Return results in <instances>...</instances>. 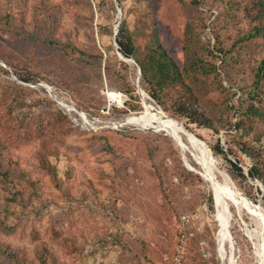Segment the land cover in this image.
Instances as JSON below:
<instances>
[{
    "label": "rangeland",
    "instance_id": "1",
    "mask_svg": "<svg viewBox=\"0 0 264 264\" xmlns=\"http://www.w3.org/2000/svg\"><path fill=\"white\" fill-rule=\"evenodd\" d=\"M122 22L137 57L159 40L192 92L153 98L118 54ZM0 59V264H173L182 226L185 264H224L219 203L193 152L198 172L156 124L120 126L147 112L138 79L148 104L223 147L220 181L264 214V0H0ZM231 212L238 263L256 264L257 221Z\"/></svg>",
    "mask_w": 264,
    "mask_h": 264
},
{
    "label": "bare ground",
    "instance_id": "2",
    "mask_svg": "<svg viewBox=\"0 0 264 264\" xmlns=\"http://www.w3.org/2000/svg\"><path fill=\"white\" fill-rule=\"evenodd\" d=\"M42 86L43 88H46ZM47 89V88H46ZM119 97L113 94L112 98ZM145 110L147 106V112L138 115L128 117L129 124L139 127H149L157 125V127L166 128L172 133L181 147L184 146V151L193 152V157L201 167V174L205 180L210 184L213 193L216 195V199L219 203V222L220 230L218 233V250L221 254V259L224 264H239L237 260L236 243L234 242L232 233L229 228L230 217L232 216L231 205H235L240 211L242 209H248L257 221V229L253 232H247V236L254 245L256 264H264V214L260 209L255 207L247 200L233 184L231 178L227 174H221L223 180L220 181L218 171L216 169L217 161L215 160L213 153L208 147L200 141V139L191 135H184L180 124L176 119H172L166 116L158 107L148 104L145 95ZM66 107V106H65ZM70 108V106H67ZM70 110V109H69ZM88 126V125H87ZM183 135L186 137L187 142L184 141ZM181 139V140H180ZM182 148V147H181Z\"/></svg>",
    "mask_w": 264,
    "mask_h": 264
},
{
    "label": "trees",
    "instance_id": "3",
    "mask_svg": "<svg viewBox=\"0 0 264 264\" xmlns=\"http://www.w3.org/2000/svg\"><path fill=\"white\" fill-rule=\"evenodd\" d=\"M258 32H260V30H257V33ZM116 41L119 45L118 50L125 57L134 58L136 60L141 69L142 80L144 83L151 86L150 94L153 98L160 99L167 89H171L176 86H180L192 92L191 88L185 84L184 73L186 70L181 69V67L168 55L159 40L153 43L145 58H138L136 55V46L133 42L132 32L130 31L127 23L122 22L120 24V30L116 36ZM257 77L258 81L262 80L264 77V60L262 61V65L258 68ZM22 80L26 82L28 81L26 78ZM133 107L135 106H132V108ZM129 108H131V106H129ZM191 121V123L203 124V122L199 119H191ZM212 150L216 155H226L220 144L213 146ZM243 150L246 151L245 148H243ZM230 163L242 176H244L242 168L231 161ZM259 169L260 168L257 165L251 166L249 169V176L255 179H261Z\"/></svg>",
    "mask_w": 264,
    "mask_h": 264
},
{
    "label": "water",
    "instance_id": "4",
    "mask_svg": "<svg viewBox=\"0 0 264 264\" xmlns=\"http://www.w3.org/2000/svg\"><path fill=\"white\" fill-rule=\"evenodd\" d=\"M118 9H119V13L121 14V10H120V8L118 7ZM119 27H120V23L117 25V27L115 28V35H114V39H115V45H116V47H117V49H119V45H118V43H117V41H116V36H117V34H118V32H119ZM118 54L120 55V57L123 59V60H125V61H127V62H133V63H135V64H137V62H136V60L134 59V58H127V57H125L119 50H118ZM0 63L4 66V67H6V64L0 59ZM137 66H138V64H137ZM138 70H139V75H141V69H140V67L138 66ZM39 86H44V84H39ZM46 86V88H47V91L51 94V96L55 99V100H57L56 98V96L55 95H53L52 94V91H51V88L48 86V85H45ZM137 86H138V92H139V94H140V96H141V98H142V100H143V104H144V101H145V92H144V90L141 88V86H140V82H139V79H138V82H137ZM59 104L61 105V106H64L62 103H60L59 102ZM167 116V115H166ZM178 123L180 124V126H181V129H182V131H183V134L184 135H191V136H195L193 133H191L181 122H179L178 121ZM124 124H129V120H128V118L126 119V120H124L122 123H120V126H122V125H124ZM152 127H154V126H152ZM151 126H149V127H147V128H152ZM153 129H155V130H164V131H166L169 135H172L174 138H175V136L172 134V133H170V131L169 130H167L166 128H161V127H154ZM196 138H198L197 136H195ZM198 139H200V138H198ZM176 140V139H175ZM181 140V139H180ZM200 141H202V143L203 144H205L207 147H208V149L212 152V150L210 149V147L208 146V144L206 143V142H204L203 140H201L200 139ZM181 147H182V152H183V157H184V161H185V164H186V166L191 170V171H193V172H198L194 167H192L191 165H190V163L188 162V159H187V156H186V152L184 151V146L183 145H181ZM213 153V152H212ZM199 174H201L200 172H199ZM202 175V174H201ZM247 200L249 201V202H251V204L255 207V209H260V207L259 206H257V205H255L249 198H247Z\"/></svg>",
    "mask_w": 264,
    "mask_h": 264
},
{
    "label": "built area",
    "instance_id": "5",
    "mask_svg": "<svg viewBox=\"0 0 264 264\" xmlns=\"http://www.w3.org/2000/svg\"><path fill=\"white\" fill-rule=\"evenodd\" d=\"M186 219L187 217L184 216L183 223H185ZM188 247H189L188 233L184 228V226H182V229L180 230V238L176 248V255L173 264H185L186 256L188 253Z\"/></svg>",
    "mask_w": 264,
    "mask_h": 264
}]
</instances>
